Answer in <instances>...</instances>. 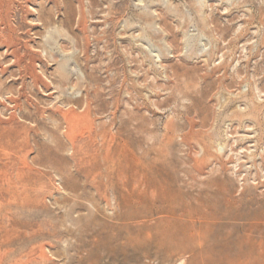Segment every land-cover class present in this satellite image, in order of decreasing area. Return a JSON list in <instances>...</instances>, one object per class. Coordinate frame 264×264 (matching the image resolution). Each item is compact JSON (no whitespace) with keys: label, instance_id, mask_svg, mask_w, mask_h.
<instances>
[{"label":"rangeland","instance_id":"rangeland-1","mask_svg":"<svg viewBox=\"0 0 264 264\" xmlns=\"http://www.w3.org/2000/svg\"><path fill=\"white\" fill-rule=\"evenodd\" d=\"M239 262L264 264V0H0V264Z\"/></svg>","mask_w":264,"mask_h":264},{"label":"bare ground","instance_id":"bare-ground-1","mask_svg":"<svg viewBox=\"0 0 264 264\" xmlns=\"http://www.w3.org/2000/svg\"><path fill=\"white\" fill-rule=\"evenodd\" d=\"M10 120H12V121L17 120V116H16L15 113H13V114L11 115ZM75 126H76V125H75ZM101 195H102V194H101ZM104 195L106 196V194H104ZM106 199H107V198H106ZM196 211H197V210H196ZM193 212L195 213V210L192 211V213H193ZM195 214H196V213H195ZM137 215H138V214H137ZM141 215H143V214H141ZM211 216H213V215H211ZM214 216H216V215H214ZM214 216H213V217H214ZM138 217H139V216H138ZM214 218H215V217H214ZM214 218H213V219H214ZM216 218H218V216H217ZM216 218H215V219H216ZM126 219H127V218H126ZM163 234H164V232H163ZM169 235H170V234H169ZM159 236H163V235H159ZM159 236H158V237H159ZM172 236H173V235H172ZM158 237H157V238H158ZM163 237H165V236H163ZM167 237H168V236H167ZM143 239H144V238H143ZM158 239H159V238H158ZM162 239H163V238H162ZM171 239H172V237H171ZM79 240H80V239H79ZM164 240H167V239H164ZM155 241H156V239H155ZM166 242H167V241H166ZM170 242H171V241H170ZM174 242H175V241H174ZM247 243H248V242H247ZM142 244H143V243H142ZM157 244H158V245H161L162 243H161V244L157 243ZM163 244H164V243H163ZM168 244H169V243H168ZM228 244H229V243H228ZM230 244H231V243H230ZM158 245H157V247H158V248H161V247H159ZM140 246H141V245H140ZM140 246H139V247H140ZM183 247H184V246H183ZM144 248H145V247H144ZM166 248H167V247H166ZM184 248H185V247H184ZM227 248H228V247H227ZM229 248H230V246H229ZM170 249H171V247L169 248V250H170ZM185 249H186L187 251H189L187 248H185ZM171 250H173V249H171ZM174 250H176V249H174ZM174 250H173V251H174ZM178 250H179V249H178ZM186 250H185V251H186ZM222 250H223V249H222ZM230 250H231V249H230ZM196 251H197V250H196ZM206 251H207V250H206ZM179 252H180V251H179ZM182 252H183V251H182ZM213 252H214V251H213ZM213 252H212V253H213ZM191 253H192V252H191ZM195 253H196V252H195ZM215 253H216V251H215ZM196 254H197V253H196ZM198 254H200V253H198ZM210 255H211V254H210ZM240 255H241V254H240ZM203 256H204V255H203ZM249 256H250V255H249ZM196 257H197V256H196ZM228 257H230V256H228ZM203 258H204V257H203ZM226 258H227V256H226ZM226 258H224V259H226ZM198 259H199V258H198ZM214 259H215V258H214ZM235 260H236V259H235ZM213 261H214V260H213ZM232 261H233V260H232ZM236 262H237V261H236ZM239 263H240V262H239ZM245 263H246V262H245ZM228 264H229V263H228ZM231 264H232V263H231ZM234 264H235V263H234ZM237 264H238V263H237ZM240 264H241V263H240Z\"/></svg>","mask_w":264,"mask_h":264}]
</instances>
